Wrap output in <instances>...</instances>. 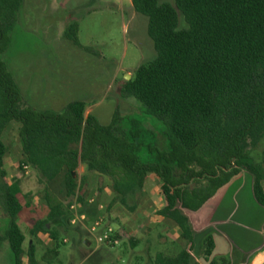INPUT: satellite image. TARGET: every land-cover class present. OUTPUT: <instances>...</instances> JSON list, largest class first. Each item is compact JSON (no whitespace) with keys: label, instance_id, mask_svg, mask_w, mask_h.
I'll return each instance as SVG.
<instances>
[{"label":"trees","instance_id":"16d2710c","mask_svg":"<svg viewBox=\"0 0 264 264\" xmlns=\"http://www.w3.org/2000/svg\"><path fill=\"white\" fill-rule=\"evenodd\" d=\"M21 3L0 0V136L9 122L19 124L20 168L28 164L46 185L48 212L36 221L31 235L47 232L50 252L57 255L60 229L70 223L72 201L80 206L78 213L85 214L82 222L99 217L98 205H86L79 192L88 173L110 178L121 203L153 175L164 198L157 213L178 227L184 246L173 255L156 253L150 264L208 261L213 238L202 235L196 247L189 214L201 211L243 171L250 176L254 201L264 208V154L260 160L251 156L264 138V0H131L133 10L147 19L155 56L139 64L131 79H122L119 92L136 99L144 114L166 127L167 146L156 152L155 161L139 154L137 122L119 118L115 111L108 123H102L93 114L85 115L84 100L71 101L59 112L25 104L3 58ZM77 33V22H71L63 36L82 47ZM128 124L134 132L127 131ZM5 152L0 138V179L5 176ZM81 165L86 172L78 176ZM50 186L61 199L51 196ZM19 193L15 180L0 195L8 216L0 242H7L13 264H23L24 254L28 264H36L35 246L24 250L25 234L17 223ZM113 235L124 236L121 230ZM129 243L135 246L131 239ZM209 264L231 262L218 257Z\"/></svg>","mask_w":264,"mask_h":264},{"label":"rangeland","instance_id":"374dc122","mask_svg":"<svg viewBox=\"0 0 264 264\" xmlns=\"http://www.w3.org/2000/svg\"><path fill=\"white\" fill-rule=\"evenodd\" d=\"M71 22L78 24L77 36L82 47L74 46L63 36L62 30ZM146 27V17L133 10L131 0H22L3 58L15 80L19 74L22 79L24 66H29L28 71L33 72L34 78L33 81L28 78V85L36 90L35 95L38 92L35 99L39 110L59 112L69 100L78 98L84 100L87 106L100 100L105 104L97 109L102 122L110 121L113 110L119 118L135 120L138 124L135 131L140 143L139 154L142 158L155 161L156 152L167 146L166 127L153 116L144 114L136 99L124 98L119 92V82L131 79L139 64L155 56ZM44 91L53 95L58 91L61 101L43 109L44 102L47 103L46 99H42ZM93 109L94 106H90L86 112H93ZM127 127L128 132L134 130L129 124ZM18 129L17 122H9L0 136L6 146L5 176L0 179V195L9 183L17 180L20 189L17 196L22 206L17 223L25 234L24 250L35 246L36 264H150L156 253L173 255L184 246L178 227L157 213L164 205L157 178L148 175L143 188L121 203L115 199L110 178L88 173L79 192L83 194L86 205L89 206L86 201L98 205L95 214L103 221L94 231L90 230L89 224L99 217L75 224L64 223L59 233L62 244L58 254L54 255L50 252L53 245L47 232L40 233L38 237L30 232L36 221L44 219L48 212L46 185L28 164L26 173L20 168ZM263 154L264 138L251 150L255 160H260ZM81 169L82 165L77 169L78 176L86 172ZM249 182V174L243 171L238 179L229 183L231 186L225 190L223 200L233 197L235 204L236 200H243V194L251 189ZM238 186L241 189L237 191ZM54 193L61 199L55 189L51 196L56 198ZM72 204L75 211L70 208ZM226 204L222 207L228 210ZM69 205L68 214L73 216L80 206L75 201ZM189 218L196 223L197 216L189 214ZM7 223L8 216L0 202V230ZM106 225L112 227L113 233L121 230L124 236L118 244L104 245L102 232ZM50 227V223L46 225L47 230ZM83 238H88L91 243L86 244ZM130 239L135 246L130 245ZM207 262L209 264V261H204V264ZM22 263L28 264L26 254L22 256ZM0 264H13L4 240L0 242Z\"/></svg>","mask_w":264,"mask_h":264},{"label":"crops","instance_id":"0c3cea01","mask_svg":"<svg viewBox=\"0 0 264 264\" xmlns=\"http://www.w3.org/2000/svg\"><path fill=\"white\" fill-rule=\"evenodd\" d=\"M90 11L92 10H88L87 12ZM19 12L20 9L18 11V14ZM62 31H64V29ZM24 67L25 71L22 74L23 80L21 79L20 74L17 75L15 80L16 84L22 94L25 104L29 107L39 110V103L37 99H35V96L38 92L35 95L36 90L33 89L32 86L28 85V82L30 83L28 79L29 77L31 78V81H33V72L31 71L29 73L28 65ZM56 92L58 94L53 95L44 91L42 99H46L47 103L44 102L43 105L45 106L43 107V109H47V106L49 107V104L61 101V94H59L58 91ZM74 100L82 99L78 98ZM74 100H69L66 104H64V107L69 102ZM104 105L100 100L94 101L91 105L86 106L85 112L87 108H89L90 106H94L93 112H86V114H93L100 122H102L103 120H101L100 113L97 109ZM81 170L83 172V170H85V167L82 166ZM238 178L239 176L234 178L232 182ZM232 182H230V184H232ZM248 184L250 186V182ZM229 186L231 185L227 184L225 187L220 189L215 197L209 203H207L201 211L193 214L197 216L196 223L194 222V220L190 219L195 231L194 237L196 247H199L201 245L202 235L208 233L212 236L214 243V247L209 260L218 257H227L229 258L231 264H264V208L259 206L254 201L251 194V189L243 194V200H236V204L233 197H224L225 199L223 200V196L227 192L225 190H228L227 188H229ZM240 189L241 187L238 186L237 191ZM223 204L229 206L228 210L222 207ZM198 229L200 231H198ZM85 239L86 238H83V240ZM88 242H90V240L87 238L85 240V243L87 244ZM201 262L204 264L203 260H201Z\"/></svg>","mask_w":264,"mask_h":264},{"label":"built area","instance_id":"2783aa9c","mask_svg":"<svg viewBox=\"0 0 264 264\" xmlns=\"http://www.w3.org/2000/svg\"><path fill=\"white\" fill-rule=\"evenodd\" d=\"M22 169L23 171L26 173L28 171V165L27 164H23L22 165ZM70 208L75 211V205L72 204L70 206ZM85 214H79L78 212H74L73 216L71 217L70 219V224H75L76 222L78 221H83L85 219ZM103 221L102 218H98L96 220H94L92 223H91V226H90V230L91 231H94L95 229L98 228V226L101 224V222ZM102 240L103 242L106 244V245H109V246H114L116 244H118L119 242V239L115 238L114 235H113V229L110 225H106L103 232H102Z\"/></svg>","mask_w":264,"mask_h":264},{"label":"water","instance_id":"95a60500","mask_svg":"<svg viewBox=\"0 0 264 264\" xmlns=\"http://www.w3.org/2000/svg\"><path fill=\"white\" fill-rule=\"evenodd\" d=\"M127 79V78H126Z\"/></svg>","mask_w":264,"mask_h":264}]
</instances>
